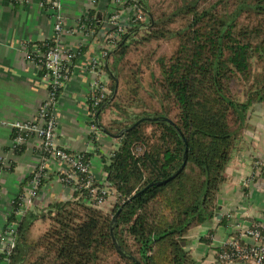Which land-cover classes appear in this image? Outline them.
<instances>
[{"label":"trees","instance_id":"16d2710c","mask_svg":"<svg viewBox=\"0 0 264 264\" xmlns=\"http://www.w3.org/2000/svg\"><path fill=\"white\" fill-rule=\"evenodd\" d=\"M130 1L147 21H136L104 56L106 99L96 106L86 100L92 124L118 143L105 157L96 136L89 134L115 203L109 212L94 209L83 202L87 195L79 189L38 215L18 218L20 201L13 199L7 224L16 222L15 244L8 255L0 254V262L197 264L187 249L188 234L216 216L224 170L248 127L249 110L264 103V0H171L157 14L148 0ZM109 2L103 11L93 5L81 20L93 35L103 31ZM172 24L177 26L166 28ZM142 32V43L160 39L173 44L170 54L154 58L148 92L143 91L140 61L127 58ZM44 44L53 45L54 39L26 47L45 49ZM38 73L42 78L45 69ZM60 92L55 91L57 98ZM107 112L115 116L104 122ZM16 136L26 135L12 129L10 148L17 154L25 143L14 145ZM38 152L44 156L39 147ZM80 153L89 161V153ZM31 178L32 173L23 184ZM48 178L40 180L38 190ZM35 220L47 228L33 239L29 229ZM212 234L208 231L202 241L210 245Z\"/></svg>","mask_w":264,"mask_h":264},{"label":"crops","instance_id":"0c3cea01","mask_svg":"<svg viewBox=\"0 0 264 264\" xmlns=\"http://www.w3.org/2000/svg\"><path fill=\"white\" fill-rule=\"evenodd\" d=\"M28 1V4H23L21 0H0V165L3 167L0 174V233L7 225L13 199L26 195L28 184L23 183L40 161L39 142L36 138L28 139L22 151L17 154L10 148L11 123L24 122L36 115L47 86V82L39 77V69L25 59L24 47L27 43L52 38L53 23L48 14L38 6L39 0ZM92 1L62 0L61 13L66 25H71L77 17L85 14L91 5L94 4L99 11H103L102 8L107 3V0H94L95 3ZM77 38L68 35L64 40L72 46ZM98 49L99 39L89 40L85 53L76 61L60 92L55 106V118L58 145L73 153H89L90 170L95 182L101 185L105 179L103 163L96 152L97 147L89 138L91 130L86 104L89 85V73L86 69ZM247 126L224 170V181L216 200V215L219 214L220 218L214 217L192 228L188 234L190 243L187 249L197 264H210L208 245L202 241V237L211 230L216 239H221L224 235V215L227 212L245 206L248 208L245 211L247 216L256 217L264 211L263 194L255 192L251 200L245 202L240 184L253 171V162L264 160V103L250 108ZM96 141L105 157L118 146L116 139L106 136L102 131L96 133ZM46 168L49 178L31 203L25 205L24 214L38 215L49 204L67 201L73 195L57 181L54 175L57 167L49 162ZM39 221L43 230L35 236L31 230ZM46 228V222L33 221L29 229L31 238H37Z\"/></svg>","mask_w":264,"mask_h":264},{"label":"built area","instance_id":"2783aa9c","mask_svg":"<svg viewBox=\"0 0 264 264\" xmlns=\"http://www.w3.org/2000/svg\"><path fill=\"white\" fill-rule=\"evenodd\" d=\"M21 2L28 4L29 1L21 0ZM61 2L62 0H39L38 2L40 9L48 14L53 23L54 44H44L45 49L33 46L29 50L26 46L24 47L25 59L38 69L41 67L45 69L42 78L47 82V86L46 94L39 104L36 115L24 122L11 123L12 129L26 135V137L16 136L13 141L14 145L24 144L29 137L36 138L39 148L44 153L43 157L40 156L39 164L32 172L26 195L15 197L20 201L18 211L15 213L18 218L24 214L25 205L31 203L36 197L40 180L47 176L46 167L49 162L57 167L54 173L57 181L71 194L79 189L85 190L87 197L83 199V202L86 205L109 212L116 200L115 192L110 187L104 183L99 185L95 182L90 170V163L84 155L67 153V150L58 145L55 118V106L58 98L55 91L58 89L61 91L69 79L70 67L73 68L76 61L83 55L80 54V49L86 48L89 40L98 38V52L90 59L86 69L89 73L87 99L92 101V106L104 101L109 94L108 80L101 68L104 56L116 47L122 35L133 27L136 21L146 22L147 17L143 16L137 4L130 0H110V8L104 13L103 31L98 35H93L86 24L81 23L82 18L87 17L89 9L67 26L61 13ZM92 3L95 1L93 0ZM68 35L78 37L72 46L64 40V37ZM73 59L76 60L74 63ZM88 117L90 134L96 136L99 130L92 124L93 116L89 109ZM2 168L0 165V174ZM80 175H84V179L81 180ZM240 184L245 202L250 201L255 192H261L264 198V160L254 161L253 171L243 178ZM247 209L245 206H240V208L224 215L223 237L216 239L214 232L210 237L207 254L210 257V264H264V211L261 215L251 217L247 216L245 212ZM16 226V222L7 224L0 233V254L8 255L14 247ZM2 262L6 263V259Z\"/></svg>","mask_w":264,"mask_h":264},{"label":"rangeland","instance_id":"374dc122","mask_svg":"<svg viewBox=\"0 0 264 264\" xmlns=\"http://www.w3.org/2000/svg\"><path fill=\"white\" fill-rule=\"evenodd\" d=\"M148 5L151 7V11L153 13H158L161 10H166L171 0H148ZM177 25L172 24V26L168 25L166 26L167 29H170L171 27H176ZM144 35V32L139 34V36L136 37L137 45L133 46L135 48L134 52H131L129 56L127 57L130 62H139V65H141V78H142V85H143V91H149V81L150 77L149 74L154 69V58L157 57L160 54H170L173 44L170 41H162L160 39H152L147 42L142 43L140 41L141 36ZM132 45H130L131 47ZM149 66V68H147ZM148 93H143V96L146 97ZM115 114H111L110 112H107L104 117V122H108L109 120H112L114 118ZM43 230V225L39 222H37L31 232L37 236L41 231Z\"/></svg>","mask_w":264,"mask_h":264},{"label":"water","instance_id":"95a60500","mask_svg":"<svg viewBox=\"0 0 264 264\" xmlns=\"http://www.w3.org/2000/svg\"><path fill=\"white\" fill-rule=\"evenodd\" d=\"M119 211H120V209H118L117 212H116V214L114 215V217H113V221H115V218H116V216L118 215ZM219 218H220V215L217 214V215L215 216V219H219Z\"/></svg>","mask_w":264,"mask_h":264}]
</instances>
